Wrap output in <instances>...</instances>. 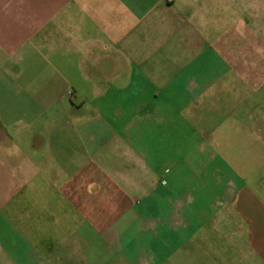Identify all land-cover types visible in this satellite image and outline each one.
<instances>
[{
    "label": "crops",
    "instance_id": "1",
    "mask_svg": "<svg viewBox=\"0 0 264 264\" xmlns=\"http://www.w3.org/2000/svg\"><path fill=\"white\" fill-rule=\"evenodd\" d=\"M69 2L0 0V52L35 39L43 27L46 30L39 39L44 40L54 33L52 28H59L61 52L53 57L49 76L59 77L61 84L71 88L70 101L76 99L74 94L82 99L79 93L84 87L130 90L127 82L117 85L116 76L127 70L144 71L142 60L161 50L159 44L149 47L146 40L132 35L144 23H125L122 12L133 13V4L125 2L118 7L121 15H116V5L104 8L82 0ZM170 2L173 0H158L156 7L169 8ZM208 10L212 11L213 6L205 2L204 13ZM184 16L176 18L178 28L193 32L192 22L202 19L201 9L188 7ZM176 41V59L188 60L183 72L179 70L180 75L189 78L174 89V111H188L185 121L176 117L152 118L149 122L142 116L136 120L135 134L129 130L134 121H128L124 133L118 135L120 126L112 117H98L92 135H74L72 139L69 135H33L27 160L32 198L26 203L18 196L25 180L22 176L10 179L8 187L14 188L13 192L0 198L1 211L11 205L13 216L12 223L6 213L0 214V238L12 237L8 243L18 253L19 264L25 260L29 261L25 264H102L104 257L113 255L118 256L120 264H159L167 246L178 248L186 237L206 230L213 202L246 221L249 235L262 231L263 246L258 251L264 253V212L233 171L216 158L214 136L185 135L186 141L181 143V135H147L153 126L170 133L168 129L182 124L195 125L197 93L202 94L200 107L208 106L210 88L205 79L212 56L205 51L196 55L197 41L191 42L190 36H179ZM57 58L59 63L54 62ZM201 60L206 77H199L202 81L197 83ZM232 63L233 71L243 75L245 64L239 60ZM70 140L78 145L73 154L75 162L69 159ZM85 156H96V161L86 162ZM50 172L60 179L55 182ZM37 188L41 195L53 192L56 201L64 205L61 221L54 218L47 199L38 197ZM22 200L26 209L22 208ZM69 211L80 222L68 233L64 220ZM54 219L58 221L57 229L50 227Z\"/></svg>",
    "mask_w": 264,
    "mask_h": 264
},
{
    "label": "rangeland",
    "instance_id": "2",
    "mask_svg": "<svg viewBox=\"0 0 264 264\" xmlns=\"http://www.w3.org/2000/svg\"><path fill=\"white\" fill-rule=\"evenodd\" d=\"M82 1L104 8L116 5L117 9L125 2L132 3L133 13L121 11L126 17L125 23L134 26L139 21L144 22L140 29L133 30L132 35L146 40L149 47L159 44L161 50L142 60L144 71L127 70L116 76L117 85L127 82L132 91L84 87L79 93L83 98L74 94L76 99L73 101L69 100L73 96L71 88L61 84L59 77L49 76L52 59L61 52L59 28H52L54 33L44 40L39 39L46 30L43 27L35 39H26L14 50L0 52V198L13 192L14 188H9L8 183L19 176L25 180L18 196L26 203L32 198L34 189L30 186L32 181L27 179L30 174L27 160L33 135H69L71 139L74 135H92L98 127V117H112L120 126L119 129L116 127L118 135L124 133L128 121H134L129 130L135 134L136 120L142 116L150 119L149 122L152 118L169 120L176 117L185 121L189 117L188 111H174V89L189 78L179 72L188 60L176 59L175 43L179 36H190L191 42L197 41L196 55L205 51L212 56L205 79L210 88L208 106L200 107L202 94L197 93L195 125L182 124L168 129L170 133L161 131L159 125H152L154 130H148L147 135H181V143L186 141L185 135H213L216 145L212 149L216 158L233 171L236 180L253 194L264 212V0H173L171 7L162 9L156 7L158 0ZM205 2L213 6L206 14ZM69 3H77V0ZM188 7L201 9L202 19L198 17L192 22L193 32L178 28L176 19L185 17ZM117 12L116 15H121L119 9ZM237 60L245 64L244 76L233 71L232 62ZM54 62L59 63V59ZM199 69L197 83L202 81L199 77H206L202 60ZM100 131L105 135L103 130ZM53 142L57 143L56 140ZM76 143V140H70L68 146L69 159L73 162L76 161ZM39 153L46 154L42 150ZM85 157L86 162L96 161V156ZM51 175L55 182L60 179L54 172ZM35 192L38 197L47 199L54 218L61 221L64 205L56 201L53 192L41 195L38 188ZM23 200L22 208L26 209ZM11 208V205L4 206L0 214L6 213L13 223ZM209 214L206 230L186 237L178 248L172 244L167 246L159 264H264V253L258 251L263 246L262 231L261 234L251 231L252 235H249L247 222L239 215L227 213L225 207L216 202L212 203ZM57 219L50 222L52 229H57ZM64 222L69 233L80 221L69 211ZM11 239L10 236L0 238V264L20 263L18 253L9 246ZM15 246L19 248V244ZM25 263L29 261L21 264ZM101 263L120 264V260L113 255L104 257Z\"/></svg>",
    "mask_w": 264,
    "mask_h": 264
},
{
    "label": "built area",
    "instance_id": "3",
    "mask_svg": "<svg viewBox=\"0 0 264 264\" xmlns=\"http://www.w3.org/2000/svg\"><path fill=\"white\" fill-rule=\"evenodd\" d=\"M68 94L70 95V92H68Z\"/></svg>",
    "mask_w": 264,
    "mask_h": 264
}]
</instances>
